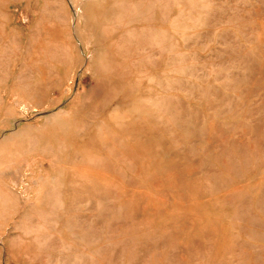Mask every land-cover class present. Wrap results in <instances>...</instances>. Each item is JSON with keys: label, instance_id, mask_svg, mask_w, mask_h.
Masks as SVG:
<instances>
[{"label": "rangeland", "instance_id": "obj_1", "mask_svg": "<svg viewBox=\"0 0 264 264\" xmlns=\"http://www.w3.org/2000/svg\"><path fill=\"white\" fill-rule=\"evenodd\" d=\"M0 264H264V0H0Z\"/></svg>", "mask_w": 264, "mask_h": 264}]
</instances>
